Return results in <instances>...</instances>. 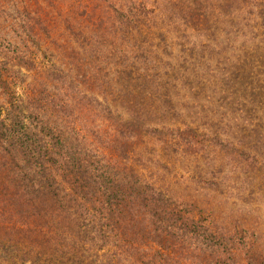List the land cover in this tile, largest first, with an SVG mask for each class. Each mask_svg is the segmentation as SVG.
<instances>
[{
  "label": "trees",
  "instance_id": "obj_1",
  "mask_svg": "<svg viewBox=\"0 0 264 264\" xmlns=\"http://www.w3.org/2000/svg\"><path fill=\"white\" fill-rule=\"evenodd\" d=\"M69 1L54 30L0 0V264H264V234L168 181L210 144L264 171V0ZM207 77L227 110L184 130L171 98Z\"/></svg>",
  "mask_w": 264,
  "mask_h": 264
},
{
  "label": "rangeland",
  "instance_id": "obj_2",
  "mask_svg": "<svg viewBox=\"0 0 264 264\" xmlns=\"http://www.w3.org/2000/svg\"><path fill=\"white\" fill-rule=\"evenodd\" d=\"M69 2V0H11L8 6L9 10L13 9L12 12L14 8L19 10L25 8L30 15L43 18L49 23L50 28L54 27L56 30L59 28L60 19L70 11ZM126 47L131 50V42L126 43ZM173 48V56L176 57L179 48ZM148 55L152 54L148 53ZM173 68L183 71L177 60L167 62L163 69L166 72ZM254 72L258 77L253 76L251 84H259L263 81L264 85V65L257 64ZM185 74L191 73L187 71ZM209 78L203 81L206 86L201 93L195 95L194 90L188 93L187 86L179 88L177 94L171 98L173 119L176 125L186 124L187 127L181 126L184 130L194 131L193 128H199L200 131L210 130L211 120L221 117V114L227 110L224 106L228 105L227 100L230 97L222 102L219 100L223 94L220 89L222 87L220 78ZM195 81L190 80V85L196 84ZM98 118L95 117V124L99 122ZM195 140L198 142L201 138ZM151 146L153 150H160L158 143L151 142ZM192 148L194 149V146ZM256 148L264 151L261 144ZM175 157L172 155V158ZM229 162V159H223L222 151L217 144H210L195 154L181 153V156L176 157V173L168 177L172 196L179 201H189L202 206L218 222L225 223L229 227L236 219L238 225L248 221L256 231L264 234V171L252 170L248 175L251 176L249 180L245 178L248 171L240 166H236L230 173L229 166L233 164ZM160 173L164 172L156 173L159 178ZM235 175L238 179L236 182L232 179Z\"/></svg>",
  "mask_w": 264,
  "mask_h": 264
}]
</instances>
